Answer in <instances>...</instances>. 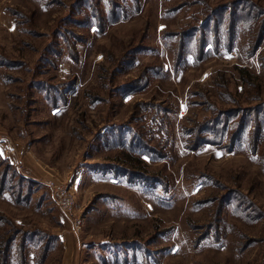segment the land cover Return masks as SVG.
<instances>
[{
	"label": "rangeland",
	"instance_id": "1",
	"mask_svg": "<svg viewBox=\"0 0 264 264\" xmlns=\"http://www.w3.org/2000/svg\"><path fill=\"white\" fill-rule=\"evenodd\" d=\"M0 264H264V0H0Z\"/></svg>",
	"mask_w": 264,
	"mask_h": 264
},
{
	"label": "trees",
	"instance_id": "2",
	"mask_svg": "<svg viewBox=\"0 0 264 264\" xmlns=\"http://www.w3.org/2000/svg\"><path fill=\"white\" fill-rule=\"evenodd\" d=\"M239 14H243V13H238L236 12L235 10V13L233 14V16L235 15H239ZM243 125H244V122H240L237 126V128L235 129L234 133H233V138H232V142H231V145H235V142H236V139L239 137V134L240 132L242 131V128H243ZM218 130L221 129V125H218L217 127ZM217 135V134H216ZM216 142H214L215 144H218V141L215 139ZM9 244L6 245V249L8 247Z\"/></svg>",
	"mask_w": 264,
	"mask_h": 264
}]
</instances>
